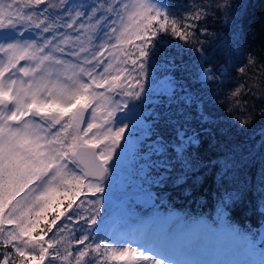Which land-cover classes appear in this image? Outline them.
<instances>
[{
    "label": "snow or ice",
    "instance_id": "1",
    "mask_svg": "<svg viewBox=\"0 0 264 264\" xmlns=\"http://www.w3.org/2000/svg\"><path fill=\"white\" fill-rule=\"evenodd\" d=\"M221 7L227 3L194 4L181 22L156 0H0V264H164L151 249L116 246L99 236L87 242L93 230L101 231L106 205L111 212L106 182L111 185L110 175L115 177L144 127L141 118L133 122L128 116L133 103L149 94V66L164 40L156 38L170 32L187 44L206 31L197 22ZM199 75L220 79L204 63ZM239 94V88L232 93ZM185 101L194 103L191 97ZM199 119L208 126L201 132L210 131V114L201 110ZM239 123L247 126L250 119ZM174 131L175 142L157 138L151 145L144 171L148 176L156 170V183L178 167L177 185L196 178L187 149L199 143L200 132L190 134L183 126ZM230 202L232 197L223 200L222 209ZM258 210L264 214V204ZM62 219L73 228L58 225ZM225 232L237 242L208 253L223 258H173L169 264H264V246L227 222ZM159 243L174 256L189 254L169 241Z\"/></svg>",
    "mask_w": 264,
    "mask_h": 264
},
{
    "label": "trees",
    "instance_id": "2",
    "mask_svg": "<svg viewBox=\"0 0 264 264\" xmlns=\"http://www.w3.org/2000/svg\"><path fill=\"white\" fill-rule=\"evenodd\" d=\"M156 2L171 18L182 22L194 4L206 0ZM214 2L227 3V7L211 11L197 22L198 28H206V31H198L187 44L170 32L160 33L156 38L164 40L158 45L159 55L149 66V94L142 102H134L129 113L134 115L133 122L141 118L144 127L138 131L137 138H133L126 166L120 165L116 171L121 176H111V185L106 182V192L109 188L112 192L111 212L106 205L101 213L103 223L98 220L101 231L93 230V240L87 243L94 242L97 236L106 238L117 225V219L125 225L144 228L157 220L167 223L171 216L186 224L205 220L216 225L223 215L227 217V221L222 220L223 225L227 222L235 232L264 246L261 239L264 214L258 210L264 204V148L261 147L264 144V116H261L264 109V0ZM249 58L253 63H248ZM201 63L205 68L211 66L220 79L202 80ZM240 67H245L243 74L238 71ZM238 88L240 94L233 96ZM186 96L194 103H187ZM241 108L247 115L241 114ZM201 110L213 120L208 132H201L202 127H208L199 119ZM241 119H250V123L241 127ZM180 126L190 134L200 132L199 143L187 149L195 165L196 178L177 185L174 181L181 174L178 167L171 178L156 183L157 171L151 170L148 176L144 171L151 145L157 138L165 144L175 142L174 129ZM168 155L174 153L169 150ZM113 180L119 181L118 186ZM229 197L234 202L223 210L222 201ZM75 212L87 215L83 208ZM61 222L73 228L71 222L64 219ZM74 231L79 235L78 228ZM72 250L75 254L76 246Z\"/></svg>",
    "mask_w": 264,
    "mask_h": 264
},
{
    "label": "rangeland",
    "instance_id": "3",
    "mask_svg": "<svg viewBox=\"0 0 264 264\" xmlns=\"http://www.w3.org/2000/svg\"><path fill=\"white\" fill-rule=\"evenodd\" d=\"M10 2V0H5V3ZM158 4V3H157ZM159 5V4H158ZM160 6V5H159ZM161 7V6H160ZM163 11V9L161 8ZM119 115H122L119 114ZM134 115L129 114L128 118L133 120ZM122 119L124 117H121ZM124 143L123 141L121 142ZM120 150L118 149V152ZM131 152L123 154L121 164L124 167L126 162L130 157ZM115 160V157H114ZM117 178L121 176V173H115ZM110 175V179H111ZM114 185L118 186L119 181L113 180ZM222 221V219H220ZM61 221H58V225H62ZM155 226V227H154ZM153 228L146 234V237L140 238L138 234L129 235L132 236L134 242H129L125 239V235L120 232H114V234L109 233L110 239H108V233L105 235V239L109 242H113L116 246L123 245L125 247H138L141 251L146 249H151L152 253L156 255L157 258L163 259L164 264H169V262L175 259H212V258H223V257H213L208 255L212 249H220L222 247L229 246L237 241L226 234L225 225L223 224H211L205 220L197 221L196 223L190 225L181 221L176 216H171L168 222L162 223L161 220H157ZM210 228L212 231H210ZM238 233V232H237ZM112 234V237H111ZM264 235V233H263ZM245 236V235H244ZM248 241L253 242L260 247L259 243L254 242L248 236H245ZM166 240L174 245L181 247L186 250L188 255L174 256L173 250L169 247L162 246L159 241ZM157 250H156V249Z\"/></svg>",
    "mask_w": 264,
    "mask_h": 264
}]
</instances>
